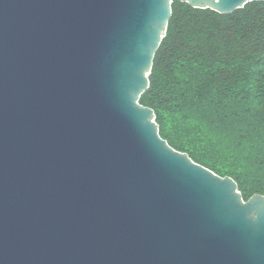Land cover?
I'll return each mask as SVG.
<instances>
[{
    "label": "water",
    "instance_id": "water-1",
    "mask_svg": "<svg viewBox=\"0 0 264 264\" xmlns=\"http://www.w3.org/2000/svg\"><path fill=\"white\" fill-rule=\"evenodd\" d=\"M171 13L0 0V264H264V195L174 149L139 102Z\"/></svg>",
    "mask_w": 264,
    "mask_h": 264
},
{
    "label": "trees",
    "instance_id": "trees-1",
    "mask_svg": "<svg viewBox=\"0 0 264 264\" xmlns=\"http://www.w3.org/2000/svg\"><path fill=\"white\" fill-rule=\"evenodd\" d=\"M148 79L139 102L160 136L244 200L264 195V1L220 13L172 0Z\"/></svg>",
    "mask_w": 264,
    "mask_h": 264
}]
</instances>
